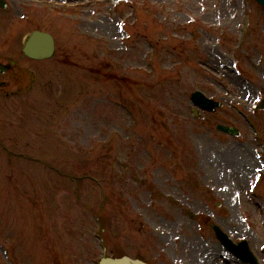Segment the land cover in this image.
Returning a JSON list of instances; mask_svg holds the SVG:
<instances>
[{
	"label": "rangeland",
	"instance_id": "1",
	"mask_svg": "<svg viewBox=\"0 0 264 264\" xmlns=\"http://www.w3.org/2000/svg\"><path fill=\"white\" fill-rule=\"evenodd\" d=\"M17 3L5 48L38 27L57 48L32 91L0 93V264H243L213 225L264 264V7ZM195 91L224 108L196 119Z\"/></svg>",
	"mask_w": 264,
	"mask_h": 264
},
{
	"label": "water",
	"instance_id": "2",
	"mask_svg": "<svg viewBox=\"0 0 264 264\" xmlns=\"http://www.w3.org/2000/svg\"><path fill=\"white\" fill-rule=\"evenodd\" d=\"M261 5L264 6V0H257ZM0 6H3L0 3ZM24 52L35 59H44L51 57L54 53V41L50 34L43 32H34L24 47ZM0 67H2L0 65ZM5 69V68H4ZM2 71V69L0 70ZM193 103L196 106L201 107L205 111L216 112L217 109L221 108L223 104L214 100L208 99L201 92H196L192 95ZM261 108H264V103ZM196 117H200L198 111L194 110ZM217 129L223 132H227L232 135H239V130L234 127H229L219 124ZM214 230L218 239L222 242L226 249L231 250L246 262L251 264H258L256 257L251 253L246 242L235 245L232 240L221 230V228L215 226ZM100 264H146L141 260H133L129 257H123L119 259L104 258Z\"/></svg>",
	"mask_w": 264,
	"mask_h": 264
},
{
	"label": "flooded vegetation",
	"instance_id": "3",
	"mask_svg": "<svg viewBox=\"0 0 264 264\" xmlns=\"http://www.w3.org/2000/svg\"><path fill=\"white\" fill-rule=\"evenodd\" d=\"M25 0H0V2L3 3L4 7H0V28L3 29L2 32H0L2 38H0L1 46H0V62L8 65L10 69L5 72L4 74L0 73V93H4L5 95L9 96L12 93H21L25 91H32V89L35 88V84L37 82V72L32 70L31 65L33 63H36L34 60L24 56L22 57V61L25 62V65H22V63H19L17 61V57L20 55L14 56L12 54L15 49H6L5 46L9 43V38H6V35L9 31V29L12 26L13 23V16L12 14H9L6 17V14H8V10L11 9V6L13 4H18L17 2L22 3ZM28 1H38V0H28ZM18 6L14 7L15 11H17ZM22 11L24 7L20 8ZM18 11L16 12V14ZM15 42V41H14ZM10 44V43H9ZM16 44V42H15ZM17 48V47H16ZM26 74L24 81L28 80V85H24L22 87L21 85V78ZM14 85L15 90L13 92L10 91V87Z\"/></svg>",
	"mask_w": 264,
	"mask_h": 264
},
{
	"label": "bare ground",
	"instance_id": "4",
	"mask_svg": "<svg viewBox=\"0 0 264 264\" xmlns=\"http://www.w3.org/2000/svg\"><path fill=\"white\" fill-rule=\"evenodd\" d=\"M99 25H101V24H99ZM113 29H114V26L111 25L110 23L106 22V25H105L103 30L105 31V33H111L113 31Z\"/></svg>",
	"mask_w": 264,
	"mask_h": 264
}]
</instances>
